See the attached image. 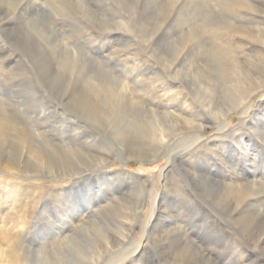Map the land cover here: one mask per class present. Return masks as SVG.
<instances>
[{
    "label": "rangeland",
    "instance_id": "1",
    "mask_svg": "<svg viewBox=\"0 0 264 264\" xmlns=\"http://www.w3.org/2000/svg\"><path fill=\"white\" fill-rule=\"evenodd\" d=\"M263 209L264 0H0V264H264Z\"/></svg>",
    "mask_w": 264,
    "mask_h": 264
},
{
    "label": "bare ground",
    "instance_id": "2",
    "mask_svg": "<svg viewBox=\"0 0 264 264\" xmlns=\"http://www.w3.org/2000/svg\"><path fill=\"white\" fill-rule=\"evenodd\" d=\"M43 2V1H42ZM39 5V4H38ZM38 10V9H37ZM36 12V11H35ZM39 12H41V11H39ZM27 15V14H26ZM32 20V19H31ZM170 38V37H169ZM199 44V43H198ZM169 50V49H168ZM53 51V50H52ZM66 52V51H65ZM56 53V52H55ZM206 55L204 56L205 58L204 59H211L212 58V53H210V52H206L205 53ZM217 58V57H216ZM95 61V60H94ZM207 65V64H206ZM98 71V70H97ZM252 71H254V70H252ZM230 72H233L234 73V78H233V80H234V82H232V84L228 87V92H230V94H231V97H230V102H229V104L226 106V107H224L223 109H219V112H217L214 116H215V118L216 119H222L225 115H227L229 112H231V111H233L234 109H236V108H238L241 104H243V101L244 100H246L247 98H248V96L252 93V92H254V90L252 89V88H249L248 90H246L247 88H245V90H244V87L241 85L242 83H243V80H244V78H242L241 77V73L240 72H236V70H231ZM247 73V72H246ZM249 75V74H248ZM257 75V74H256ZM194 76V75H193ZM204 76H205V74L203 75V78H204ZM251 76V75H250ZM208 77V76H207ZM195 78V77H194ZM242 78V79H241ZM247 78V77H246ZM254 78V77H253ZM262 78V77H261ZM239 79H241V80H239ZM251 79H252V77H251ZM225 80V79H224ZM223 80V81H224ZM232 80V81H233ZM249 79H247V81H248ZM257 80H259V79H257ZM245 81V80H244ZM255 81V80H254ZM260 81V80H259ZM200 82H205V80H200ZM239 82V83H238ZM224 84V83H223ZM228 86V85H227ZM89 92V91H88ZM221 92H219V94H220ZM215 94V93H214ZM220 97V96H219ZM225 97H226V95H225ZM220 99V98H219ZM226 99V98H225ZM218 100V99H217ZM127 103V102H126ZM220 103V102H219ZM131 104V103H130ZM207 105V104H206ZM222 105V104H221ZM208 106H209V103H208ZM129 107V106H128ZM207 108V107H206ZM213 108H215V107H213ZM127 109V108H126ZM210 109V111L211 112H213L215 109H212L211 107L209 108ZM212 109V110H211ZM218 110V109H217ZM216 110V111H217ZM116 111H119L118 110V107H117V110ZM128 112V111H127ZM117 114V116H118V113H116ZM125 114V113H124ZM128 115V114H127ZM139 115V114H138ZM116 116V117H117ZM129 116H131V114L129 115ZM5 118V117H4ZM85 118V117H84ZM127 118V117H126ZM126 118H123V120L124 119H126ZM134 118H135V115H134ZM152 118H153V123L155 124V126H159V118H158V116L157 115H153L152 116ZM138 119H139V116H138ZM176 120H177V122H179L178 124H176L175 126H174V128H171V129H169L168 131L166 130L167 129V127H165L164 125H160L159 126V128H158V132H157V134H156V137H155V142H153V143H150L151 144V146H149L151 149V151H153L154 153H153V155H152V157H155L156 155H157V153H159V152H161V150L164 148V146L166 145V142H168V140H169V138L171 137V136H173V135H177L178 134V132L179 133H181V132H184V131H188V130H194V129H199V128H201L202 126H204L205 127V124H207L208 123V119L205 117V116H202L201 118H198V117H195V118H193V119H186V118H184V119H182V120H180V119H178V118H175ZM86 120H88L87 118H86ZM103 120V119H102ZM111 121V120H110ZM131 121H133V120H130L129 119V121H128V123H132ZM134 121H135V119H134ZM182 121V122H181ZM3 122V121H2ZM101 122V121H100ZM99 122V123H100ZM107 122V121H106ZM105 122V123H106ZM124 122V121H123ZM138 122V121H137ZM136 122V123H137ZM140 122V121H139ZM4 123V122H3ZM135 123V122H134ZM134 123H133V126H134ZM101 124V123H100ZM100 124H99V126H100ZM103 124V123H102ZM112 124V123H111ZM127 124V123H126ZM174 124V123H173ZM172 124V125H173ZM129 125V124H128ZM107 126H108V124H107ZM111 125H109V127H110ZM103 127V126H102ZM115 127V126H114ZM132 127V126H131ZM156 127V128H157ZM111 128H113V126L111 127ZM130 128V127H129ZM116 129V128H115ZM114 129V130H115ZM109 130V129H108ZM113 130V129H112ZM113 130V131H114ZM133 130V129H132ZM113 131H112V133H113ZM119 131V130H118ZM167 131V132H166ZM116 132V131H115ZM114 134V133H113ZM112 134V135H113ZM130 137V136H129ZM132 138V137H131ZM133 138H135V137H133ZM125 139V138H124ZM96 140V139H95ZM117 140V139H116ZM121 140V139H120ZM136 140V139H135ZM97 141V140H96ZM115 141V140H114ZM140 141V140H139ZM117 142H119V141H117ZM138 142V141H137ZM124 143V142H123ZM134 143V142H133ZM133 143H132V145H133ZM139 143V142H138ZM125 144V143H124ZM139 144H141V142L139 143ZM148 144V143H147ZM129 145V144H128ZM128 145H127V147H128ZM121 146V145H120ZM133 146H136V145H133ZM146 146V145H145ZM126 147V146H125ZM124 148V147H123ZM102 149V148H101ZM103 151V150H102ZM143 151V150H142ZM145 151V150H144ZM139 152V151H138ZM126 154V153H125ZM142 154L144 155L145 153H143L142 152ZM143 155H140V157L142 156L143 157ZM88 157V156H87ZM59 158H60V156H59ZM63 160H64V158H63ZM105 162H107V160L104 158V157H95V158H93L92 159V162H90L89 164H86V165H88V166H95V165H97V166H99V165H102V164H105ZM94 164V165H93ZM90 168V167H89ZM92 170V169H91ZM193 174H194V172H192ZM198 173V172H197ZM192 174V175H193ZM107 175H110V174H107ZM117 175V174H116ZM188 175V174H187ZM191 175V176H192ZM105 177H107V176H104V178ZM114 177H116V176H114ZM189 177V176H188ZM104 178H100L99 179V181L101 182ZM99 183V182H98ZM255 183V182H254ZM204 184V183H203ZM257 184V183H256ZM217 185V184H216ZM137 187H139V186H137ZM255 187V186H254ZM220 189V188H219ZM254 191V190H253ZM252 190H251V192H253ZM255 192V191H254ZM250 193V192H249ZM143 194H144V187L143 186H141L139 189H138V191H137V201H136V208L135 209H137L138 208V201L140 200V198L143 196ZM254 195H255V193H254ZM15 196V194L14 193H12L11 192V197H14ZM255 208V207H254ZM253 210V209H252ZM264 210V209H263ZM249 214V213H248ZM247 214V215H248ZM249 217H250V221H256V222H258V223H260L262 220H263V211H262V209H255L254 211H252V212H250V214H249ZM247 218V217H246ZM247 220V219H246ZM249 221V222H250ZM132 222H133V220H132ZM155 225V224H154ZM257 225V224H256ZM130 227L132 226V224H130L129 225ZM255 226V225H254ZM257 228V227H256ZM155 230V229H154ZM247 230H249L248 228H247ZM251 231V230H250ZM59 232L58 231H55L54 232V234H58ZM154 233V232H153ZM156 234V233H155ZM154 234V235H155ZM2 235V234H1ZM254 235V234H253ZM3 237V236H2ZM254 237V236H253ZM5 238V237H4ZM7 238V237H6ZM9 238V237H8ZM15 238V237H14ZM14 238H12L13 240H10V242H9V240H6V244H7V246H8V249H10L9 250V252L8 253H6V255H8V257H9V259L7 258V261H9L10 262V258H12L14 255L13 254H11L13 251H15L14 250V245L16 244V242H15V240H14ZM160 238V237H159ZM158 238V239H159ZM15 239H17V238H15ZM71 239V238H70ZM5 240V239H4ZM18 240V239H17ZM129 235H123V237H120V238H113L109 243H108V245L106 246V248H107V250L108 251H110V250H112V251H115L114 249L115 248H120V247H124V246H126L128 243H129ZM159 241V240H158ZM8 242V243H7ZM3 243V242H2ZM159 243H160V241H159ZM65 245V244H64ZM158 245H160V244H158ZM139 246L140 245H138L137 244V248L133 251V253H132V255H134V254H136L137 253V249L139 248ZM163 246V245H162ZM106 248H105V250H106ZM127 249V248H126ZM37 251V250H36ZM105 252V251H104ZM108 253V252H107ZM119 252H118V250L116 251V255L118 254ZM2 254V253H1ZM137 254H139V253H137ZM172 254H174V253H172ZM200 254H201V252H200ZM35 255V254H34ZM171 255V254H170ZM202 255V254H201ZM41 256H43L44 257V259H43V261L44 262H46V263H50V258L49 257H46V256H44V255H41V254H38V257L40 258ZM136 256H138V255H135V257ZM203 256V255H202ZM7 257V256H6ZM15 257V256H14ZM102 257H103V255H102ZM2 258V257H1ZM42 258V257H41ZM113 258H114V256H113ZM6 259V258H5ZM112 259V258H111ZM13 261V260H12ZM116 262V261H115ZM0 263H2V262H0ZM6 263V262H5ZM4 264V263H3ZM13 264H14V262H13ZM91 264V263H90ZM93 264V263H92Z\"/></svg>",
    "mask_w": 264,
    "mask_h": 264
}]
</instances>
